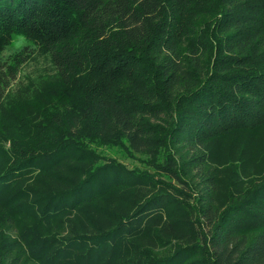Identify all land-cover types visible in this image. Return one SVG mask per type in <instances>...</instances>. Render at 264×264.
Returning a JSON list of instances; mask_svg holds the SVG:
<instances>
[{
    "label": "trees",
    "instance_id": "obj_1",
    "mask_svg": "<svg viewBox=\"0 0 264 264\" xmlns=\"http://www.w3.org/2000/svg\"><path fill=\"white\" fill-rule=\"evenodd\" d=\"M0 264H264V0H0Z\"/></svg>",
    "mask_w": 264,
    "mask_h": 264
},
{
    "label": "rangeland",
    "instance_id": "obj_2",
    "mask_svg": "<svg viewBox=\"0 0 264 264\" xmlns=\"http://www.w3.org/2000/svg\"><path fill=\"white\" fill-rule=\"evenodd\" d=\"M25 44L24 40L21 37L16 38L15 44L12 48L8 50V52L4 55V57L7 59L12 53H14L16 50H18L20 47H22ZM48 63L44 59H39L37 61L31 62L24 67H22V70L20 72V75L18 76L17 83L14 82L12 86L15 88L17 87L18 83L20 81H24L27 77H34L36 76L41 70L47 68ZM117 158L128 165H132L133 162L130 159L122 157L121 155H118Z\"/></svg>",
    "mask_w": 264,
    "mask_h": 264
}]
</instances>
